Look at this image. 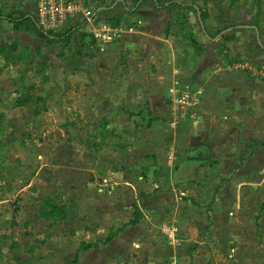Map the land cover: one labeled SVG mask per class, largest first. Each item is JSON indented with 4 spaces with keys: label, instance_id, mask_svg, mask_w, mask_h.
I'll return each instance as SVG.
<instances>
[{
    "label": "crops",
    "instance_id": "0c3cea01",
    "mask_svg": "<svg viewBox=\"0 0 264 264\" xmlns=\"http://www.w3.org/2000/svg\"><path fill=\"white\" fill-rule=\"evenodd\" d=\"M94 1L96 0H91V3ZM130 1L126 0L128 6L124 4V10L114 11L121 22L111 19L110 23L102 22L103 27L96 28L94 23L102 17H109L108 14H102L100 18L94 16L84 26L94 35L95 41L101 36L100 29H111L115 24L120 26L116 29L120 30L117 37L110 40L104 38L105 34L101 36L106 44L99 47L96 58L93 57L91 62L89 60L85 68L91 86L89 106L99 112L102 124L108 122L106 126L110 132V116L123 122L131 120L130 124L133 126L141 123L145 127L138 132V140L132 139L133 145L130 142L127 144L126 151L107 148L109 160L119 167L122 164L121 157L127 153L126 157L134 160L142 157L143 164H150L151 168L156 169L151 189L144 196L149 202H162L161 207L166 211H171V207L178 209L182 198H188L193 205L190 207L192 210L202 209V199L206 202L211 197V201H214L212 211L199 213V217H190L184 212L181 217V212L178 215H175L174 210L169 212L168 218L176 222L183 232L181 237L187 242L182 246L176 244L175 226L165 222L170 228H174V240L166 236L163 227L160 230L174 246L164 249L155 243V247L161 252L177 256L180 264H212L208 256L209 248L202 240V234L208 228L210 238L219 246L225 245L222 242L225 239H228L227 244L231 241L234 243L228 255L234 264H264V74L243 68L248 63H254L257 68L264 65V44L258 37L260 27L258 23L252 24L256 17L254 20L259 19V24L262 25L264 6L259 5L258 16L256 8L248 12L240 4L232 6L226 18L231 25L226 24L212 35L206 27L205 18H201L200 8L195 4L191 6V2L176 0L183 4L176 7L181 11V16L184 14V21L180 25L177 23L176 29H169L167 26L174 19L157 12V0H148L152 4L148 9L140 6L144 0H137L134 7L129 6ZM37 2L38 0H0V6L3 5L1 12L14 17L24 14L34 16ZM170 2L163 5L168 14L169 6L172 5ZM101 8L104 7L99 9ZM207 12L204 17L210 16L214 21L220 19L216 15H222L219 7L216 11L211 8ZM194 20L198 26H195ZM231 26L237 27L233 31L237 39L227 41L223 34L230 32ZM10 27L7 28L10 34L19 33ZM189 36L203 45L201 50L191 45ZM221 39H224V45L215 47L213 44ZM208 43L212 45L206 46ZM218 50L235 59V62L228 65ZM87 52L91 54L90 51ZM71 55L75 60L80 56L73 53ZM96 65L99 70L92 69ZM179 84L201 91L198 116L192 122L176 121L174 127H171L166 121L169 117L167 108L171 104L169 88ZM99 92L102 93L100 98L96 94ZM123 111L128 113L126 117ZM123 122H118V129L127 126L122 125ZM127 128L119 131L123 133L128 130L131 134ZM198 144L204 146L205 154L214 160V166L211 167L209 160L207 163L203 159H197L202 151L200 147H195L192 151L194 156L185 158L187 150L193 148L190 146H200ZM166 152L182 157L180 163L173 167L174 175L166 163ZM173 176L177 177L176 180ZM106 185L103 189L106 192L102 196L111 198L115 193L113 185L108 182ZM189 188H194L196 194L191 195ZM182 189L187 193L181 194ZM118 196L116 202L109 200L110 202L102 204L104 210L99 208L93 217L75 219V223H80L88 232L106 225L105 233L108 235L122 227L108 242L79 250L78 264H119L130 253L134 254V258L136 253L128 246L129 242L138 233L145 235L150 231L149 225L141 229L139 221L123 227L132 218V213L130 215L126 211V217H120L124 200L122 191ZM134 205L136 204L132 203V211ZM93 208L90 206L91 212ZM138 209L141 212L139 207ZM158 212L159 210L155 211L153 221L158 220ZM161 225L159 223V228ZM197 234L199 239L188 244L191 239L186 238ZM107 235L101 239L79 242L68 249L65 246L71 257L58 259L56 264L71 260L81 243L102 242ZM156 238L158 236L155 240ZM220 249L218 247V251ZM63 252L64 248L61 250ZM157 253L154 256L159 255ZM84 258H89L87 263Z\"/></svg>",
    "mask_w": 264,
    "mask_h": 264
},
{
    "label": "rangeland",
    "instance_id": "374dc122",
    "mask_svg": "<svg viewBox=\"0 0 264 264\" xmlns=\"http://www.w3.org/2000/svg\"><path fill=\"white\" fill-rule=\"evenodd\" d=\"M136 1L131 0L129 6L134 7ZM157 1V12L174 19L173 22H169L167 28L176 29L175 25L177 23L180 25L184 21V14L182 18L181 11L174 4L169 6L170 13H166L167 10L163 5L172 0ZM181 1L197 5L202 15L208 13V9L215 8L216 11L219 7L222 15H216V18L220 17V19L214 21L210 16L204 17L206 27L212 35L231 23L226 18L232 6L240 4L245 6L248 12L256 8V16L259 5L264 6V0ZM81 3L84 7H89L87 15L83 12L77 14L66 26L54 33H64L83 20L86 22L79 27L80 31H88L84 28L85 24L94 16L102 17V14H108L109 17H102L94 23L96 28L103 27L102 22L110 23L111 19L121 22L117 12L114 11L124 10V4L128 6L126 0H96L93 3L91 0H81ZM140 4L146 9L152 7L148 0ZM2 7L3 5L0 6V12ZM100 7L104 8L99 9ZM254 19L251 22L253 25L258 23L260 35L262 34V36L258 34V37L264 44V19L262 25L259 24L261 23L259 19ZM194 24L198 26L195 20ZM9 25L11 26L6 20H0V127L3 129L0 135L2 139L0 143V264H56L60 259L71 257L67 251L69 246L75 247L82 241L101 239L107 235L106 225L88 232L80 223H75V219L93 217L99 208L104 210L102 204L106 201L116 202L120 191L124 196L121 209L123 212L120 217H126V211L131 215L132 203H135L141 210L139 227L142 229L149 225L150 233L147 232L148 234L145 235L138 233L134 236L128 245L136 253L134 258V254H127L119 264H180L177 256L161 252L154 245L156 243L164 249L174 246V243L171 244L165 239L161 232L165 222L175 226L176 244L182 246L187 242L181 237L183 232L176 222L168 218L169 212L174 210L175 215L181 212V217L183 212L190 217H199V213L212 211L214 201H211V197L206 202L202 199L201 203H204L202 209L192 210L190 207L193 205L187 200L188 198H182L180 207L178 209L171 207V211L161 207L162 202L159 204L149 202L144 195L151 189L156 169L151 168L150 164H143L142 157L135 160L126 157L127 153L121 157L122 164L117 167L113 164L114 161L109 160L110 155L106 151L107 148L126 151L127 144L130 142L133 145L132 139H137L138 132L145 128L144 125L140 123L133 126L130 124L131 120L123 122L115 116H110L109 126L112 131L110 132L106 126L108 122L102 124L103 119L100 118L99 112L89 106L91 86L85 68L89 60L91 62L93 57L96 58L99 47L106 44L101 36L107 34L114 38L115 31L120 26L115 24L111 29H103L104 32L100 29L99 40L95 41L93 48L88 50L91 54L87 50H82L83 54L75 60L71 53L74 49L72 45L78 44L77 36L64 47L57 42L48 44L36 34L29 32L19 31L10 34L7 30ZM224 43V39H221L213 45L219 48ZM208 45L212 43L206 44ZM249 65L252 66L251 72L264 74V65L257 68L254 63H248L246 66ZM92 69L99 70V67L96 65ZM173 87L182 88V84ZM96 94L99 98L102 95L101 92ZM168 106L169 117L166 121L171 127H174L176 121L192 122L197 119L198 111L194 116L182 117L176 113L171 104ZM123 112L126 117L128 113ZM144 120L146 123V119ZM118 122L127 125L119 129L130 127L127 129L131 134L127 132L128 130L121 133L122 131L117 128ZM190 147L194 149L187 150L186 159L194 156L192 151L196 149L195 147H200L202 151L197 155L199 156L197 159H203L207 163L209 160L211 167L214 166V160L207 157L203 145ZM180 159L181 156L166 152L165 160L171 168L172 175H174L173 167L180 163ZM176 178L174 177V180ZM107 182L114 188L115 193L111 198L102 196L106 192L103 189L107 187ZM189 189L191 195L196 194L194 188ZM182 191L181 194L187 193L184 189ZM48 197L52 198L59 211H62L61 206L66 208V218L56 217L55 214L58 212L56 209L52 212L53 217H42L43 211L53 208L46 202ZM208 203L212 204L208 205ZM90 206L94 207L92 212ZM157 210H159L156 217L158 220L153 221V215ZM67 217L70 219L68 220ZM159 223L162 224L161 228L158 226ZM195 237H187V240L191 239L188 244L199 239V234ZM202 240L209 248L208 256L212 264L217 262L234 264L232 258H228L234 245L232 241L227 244L228 239H225L226 241H222L225 245L219 246L210 238L208 228L202 234ZM218 247H221L220 251ZM62 248H64L63 253H61ZM156 252L159 255L154 256ZM88 260L89 258H84L85 263Z\"/></svg>",
    "mask_w": 264,
    "mask_h": 264
},
{
    "label": "trees",
    "instance_id": "16d2710c",
    "mask_svg": "<svg viewBox=\"0 0 264 264\" xmlns=\"http://www.w3.org/2000/svg\"><path fill=\"white\" fill-rule=\"evenodd\" d=\"M169 4H174L175 6H182L183 4L173 0L171 1ZM168 4V5H169ZM191 6H193V4H190ZM201 18L203 20L204 15H202L201 13ZM0 20H6L7 22H9L11 24V29L13 31H24V32H29L32 34H36L37 36H39L40 38L44 39L45 42H47L48 44L50 43H59L61 46H68L69 42L75 37L77 39L78 44H73V51L72 53L74 55H82L83 52L82 50H90V48L95 44V37L94 35L90 32V31H80V26L86 22L85 20H83L80 24L75 25L73 27H70L66 32L64 33H54V31H45L44 29H42L41 27H39L34 19V16L32 14H24L20 17H14L11 14H3L0 12ZM231 31L230 32H225L223 34V37L225 40L230 41V40H234L237 39V37L234 34V30L237 29L236 26H231L230 27ZM250 29V28H249ZM189 41L191 43L192 46H194L196 49L201 50L202 46L201 44L197 43L192 37L189 36ZM263 50H264V45H263ZM221 51V50H220ZM218 50V52H220ZM221 57L227 61L228 65H232L233 62H235V59L229 57L226 53L222 52L220 53ZM3 133V129L0 127V135ZM2 139L0 137V143H1ZM46 202L51 204L53 208H50V210L47 211H43L42 212V217H53L52 216V212L54 211V209H56L58 212L57 214H55V216H59V218H66L67 216V211L66 208H64V206H61L62 211H59V207H57L56 204L53 203L52 198H46ZM54 205V206H53ZM56 219V218H55ZM140 219V211L138 209V207L136 205L133 206V211H132V218L128 220V222L123 224V227L127 224H131L134 225L136 224ZM122 227L117 228L116 230H114L113 232H111L110 234H108L106 236V238L104 239V241L100 242H94V243H81L77 252L75 253L74 257L71 260L66 261L63 264H78V251L81 249H88L91 247H96L101 243H106L109 240H111L119 230H121Z\"/></svg>",
    "mask_w": 264,
    "mask_h": 264
},
{
    "label": "built area",
    "instance_id": "2783aa9c",
    "mask_svg": "<svg viewBox=\"0 0 264 264\" xmlns=\"http://www.w3.org/2000/svg\"><path fill=\"white\" fill-rule=\"evenodd\" d=\"M87 7L81 3V0H38L34 19L36 24L45 31H57L66 26L79 13L87 15ZM114 37L119 35L120 30H116ZM105 39H112L110 35H105ZM243 65V68L250 70L251 65ZM200 90L190 87L169 88V102L172 108L180 116H194L198 110L200 100ZM174 228L169 225L163 226V232L166 236L174 240Z\"/></svg>",
    "mask_w": 264,
    "mask_h": 264
}]
</instances>
